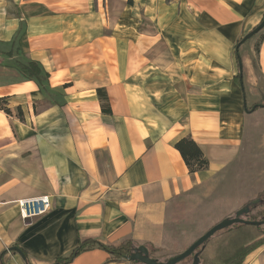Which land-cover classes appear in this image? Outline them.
<instances>
[{
	"label": "crops",
	"instance_id": "1",
	"mask_svg": "<svg viewBox=\"0 0 264 264\" xmlns=\"http://www.w3.org/2000/svg\"><path fill=\"white\" fill-rule=\"evenodd\" d=\"M263 14L264 0H0V98L11 109H0V255L18 246L32 264H55L86 239L155 241L146 229L161 228L171 199L239 167L258 194L264 107L245 105L264 104V28L239 47L244 88L235 76L237 43ZM22 22V54L49 72L47 91L5 54ZM184 137L207 169L189 170L175 146ZM42 195L48 210L23 219L19 201ZM201 255L264 264V231L221 232ZM108 258L92 248L67 264H134ZM6 263L27 264L18 251Z\"/></svg>",
	"mask_w": 264,
	"mask_h": 264
},
{
	"label": "trees",
	"instance_id": "2",
	"mask_svg": "<svg viewBox=\"0 0 264 264\" xmlns=\"http://www.w3.org/2000/svg\"><path fill=\"white\" fill-rule=\"evenodd\" d=\"M262 20H264V14H263ZM24 33H25V26L22 22L20 28L17 30L12 41L10 42V48L7 51H5V54L8 55L9 57L14 58L12 66L17 68L22 78L34 80L38 84L41 90L47 91L49 90V86H48L49 72L44 68V66L38 60L26 58L22 54L21 39ZM263 36L264 34H262L261 38ZM240 41L241 39L238 41L237 45L240 43ZM256 50L258 51V48H256ZM236 55H237L238 63H239V60L241 59L239 49H236ZM253 62H254L255 68L257 69L258 65H257V61L255 58ZM235 80L239 84H241L242 78L240 76V69H239L238 74L235 76ZM97 94H98V98L100 99L103 112L106 114H112V108H111L110 99H109L107 90L105 88H98ZM261 102L264 103V101H260V103ZM6 104H7V101L5 100V98H0V109L4 110L8 114H11V109ZM255 106L257 108L259 105L256 104ZM251 108L252 107H249L250 110ZM17 110H18V115L21 117L22 115L21 110L19 108ZM175 146L180 151L186 165L188 166L191 172L203 171L208 168L209 159L204 155L203 151L200 149V147L191 137H184L180 139L175 144ZM177 203L178 202H176L174 199H171L168 202V205H172L173 207H175L177 206ZM247 204H251V208H250L249 213L243 216L244 218L250 219V220L264 219V189L258 194V196L255 199L246 202L243 206ZM255 211H256V214L254 213ZM243 225H244L243 223H235L217 232L204 243V246L217 234L227 231V230H232L234 228H237ZM258 228L261 231H264V224L259 225ZM191 243L183 244L184 246L179 247L176 241L168 240V239H164L163 241H160V242H155V241H149V240H138L132 237H126L118 243H105L97 239H86L84 241H81L76 247H74V249L69 254L59 256L56 259L55 264H67L68 262L72 261L81 252L90 250L92 248H101L107 251L109 253L108 260L110 261L128 259L129 256L134 251V249L138 248L141 245H145L148 248L149 255L151 257L158 259L160 261H167L168 259L178 255L180 252L185 250ZM199 249H201V247H199L197 250ZM9 252H14V250L6 249L1 253L0 255L1 264H7L6 263L7 256ZM23 253H24V258L26 260V263L32 264L28 255L24 251ZM189 258H193V256L187 257L182 262L185 264H190V263H187V260ZM200 258H201L200 264H208L203 260L202 255H200ZM132 262L134 264H146L139 260H133Z\"/></svg>",
	"mask_w": 264,
	"mask_h": 264
},
{
	"label": "rangeland",
	"instance_id": "3",
	"mask_svg": "<svg viewBox=\"0 0 264 264\" xmlns=\"http://www.w3.org/2000/svg\"><path fill=\"white\" fill-rule=\"evenodd\" d=\"M258 109L264 112L263 108ZM246 171L239 167L236 172L239 177L210 176L201 188L178 201L177 206H166L161 228L155 231L147 228L146 237L155 242L174 240L180 247L194 241L223 218L233 216L237 209L255 199L264 189L254 196L257 187L252 178L245 176ZM191 261L192 258H189L187 263Z\"/></svg>",
	"mask_w": 264,
	"mask_h": 264
},
{
	"label": "water",
	"instance_id": "4",
	"mask_svg": "<svg viewBox=\"0 0 264 264\" xmlns=\"http://www.w3.org/2000/svg\"><path fill=\"white\" fill-rule=\"evenodd\" d=\"M263 28H264V20H262L258 25H256L250 32H248L241 39L240 43L237 45V49H239L242 43H244L245 41L253 37ZM239 69H240V76L242 78L241 87L244 88L242 59L239 60ZM258 105L261 107H264V104H258ZM255 108L256 106H253L251 110H254ZM245 109L247 111H250L247 105H245ZM250 208H251V204L242 206L236 210L233 216H229V217L223 218L222 220L218 221L213 226H211L209 229H207L204 233H202L199 237H197L185 250L180 252L178 255L168 259L167 261H160L158 259L151 257L149 255L148 248L145 245H141L138 248H135L128 259L130 261L139 260L146 264H185L182 261L186 259L187 257L193 256L192 263L190 264H200L201 262L200 255H201L202 250L205 247L204 243L217 232L235 223H243V224L256 225V226L264 224V219L250 220V219H246L243 217L245 214L249 213ZM199 247H201V249L197 250ZM11 250L18 251L19 253L23 255L22 249L19 248L18 246H12Z\"/></svg>",
	"mask_w": 264,
	"mask_h": 264
},
{
	"label": "built area",
	"instance_id": "5",
	"mask_svg": "<svg viewBox=\"0 0 264 264\" xmlns=\"http://www.w3.org/2000/svg\"><path fill=\"white\" fill-rule=\"evenodd\" d=\"M21 207V217L23 219L38 216L48 210L50 207L49 195L25 198L19 201Z\"/></svg>",
	"mask_w": 264,
	"mask_h": 264
}]
</instances>
